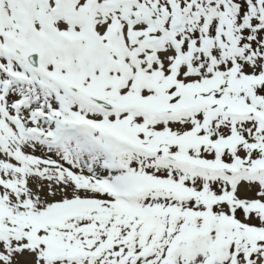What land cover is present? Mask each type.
Returning a JSON list of instances; mask_svg holds the SVG:
<instances>
[{"label":"snow or ice","instance_id":"6c2138e0","mask_svg":"<svg viewBox=\"0 0 264 264\" xmlns=\"http://www.w3.org/2000/svg\"><path fill=\"white\" fill-rule=\"evenodd\" d=\"M0 264H264V0H0Z\"/></svg>","mask_w":264,"mask_h":264}]
</instances>
